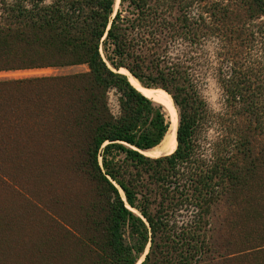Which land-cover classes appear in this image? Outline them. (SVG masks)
<instances>
[{
	"label": "trees",
	"instance_id": "16d2710c",
	"mask_svg": "<svg viewBox=\"0 0 264 264\" xmlns=\"http://www.w3.org/2000/svg\"><path fill=\"white\" fill-rule=\"evenodd\" d=\"M116 2L0 0V73L88 67L0 80V166L35 167L50 203L15 193L79 264H205L221 202L264 241V0ZM122 69L172 97L173 153L146 155L170 117ZM237 254L264 264V245Z\"/></svg>",
	"mask_w": 264,
	"mask_h": 264
},
{
	"label": "rangeland",
	"instance_id": "374dc122",
	"mask_svg": "<svg viewBox=\"0 0 264 264\" xmlns=\"http://www.w3.org/2000/svg\"><path fill=\"white\" fill-rule=\"evenodd\" d=\"M119 2L120 0H117L116 10L119 8ZM84 72H88L87 66L16 71L0 73V80ZM203 95L212 109L220 110L221 92L215 81L210 82ZM176 110L178 112L177 107ZM31 169L0 166V264H79L81 257L76 249L64 245L66 241L63 239V231L55 229L51 223L43 220L44 218L36 211L31 210L20 200L23 197L15 193L17 185L33 201H41L45 205L50 203L43 176L36 177L35 167ZM52 211L58 216H64L54 209ZM234 212L226 202H221L214 208L210 233V243L214 252L205 264H232L226 260L229 255L237 259L233 264H243L238 252L264 245V241H245L243 229L235 220Z\"/></svg>",
	"mask_w": 264,
	"mask_h": 264
},
{
	"label": "bare ground",
	"instance_id": "6f19581e",
	"mask_svg": "<svg viewBox=\"0 0 264 264\" xmlns=\"http://www.w3.org/2000/svg\"><path fill=\"white\" fill-rule=\"evenodd\" d=\"M121 73L128 77L130 83L139 92H141L146 97L152 99L153 101L164 106L167 113H168V116L172 120V126H171L170 132H169L167 138L165 139V141L159 147L155 148L154 150H152L150 152H147L146 155L148 154L149 156H163L166 154L173 153L177 147L176 133H177V129H178L179 118H178V112L176 110V107L174 105L172 97L168 93H166L164 90L148 89V88L143 87L138 82V80H136L125 69H122Z\"/></svg>",
	"mask_w": 264,
	"mask_h": 264
},
{
	"label": "water",
	"instance_id": "95a60500",
	"mask_svg": "<svg viewBox=\"0 0 264 264\" xmlns=\"http://www.w3.org/2000/svg\"><path fill=\"white\" fill-rule=\"evenodd\" d=\"M127 71V70H126ZM120 73H121V71H120ZM166 92V91H165ZM167 93V92H166ZM170 123H171V126H172V120L170 119ZM179 124V123H178ZM150 151H152V150H150ZM150 151H148V152H150ZM167 155H169V154H166V155H163V156H167ZM151 157V156H150ZM153 158V157H152ZM156 158H158V157H156Z\"/></svg>",
	"mask_w": 264,
	"mask_h": 264
}]
</instances>
